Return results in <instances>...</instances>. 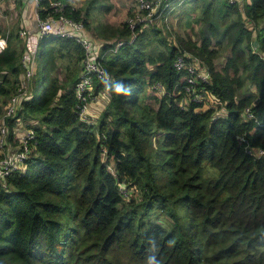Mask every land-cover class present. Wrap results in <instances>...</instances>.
<instances>
[{
  "label": "trees",
  "instance_id": "1",
  "mask_svg": "<svg viewBox=\"0 0 264 264\" xmlns=\"http://www.w3.org/2000/svg\"><path fill=\"white\" fill-rule=\"evenodd\" d=\"M52 1L41 0L40 18L58 15ZM58 1L106 41L98 56L111 78L95 82L106 97L96 124L81 120L75 85L84 46L42 36L30 93L7 120L10 135L17 122L35 138L26 170L0 181V264H146L151 239L160 264H264V158L240 140L264 148V0H172L156 15L184 5L191 30L169 31L174 39L155 21L91 27L99 0L81 8ZM7 37L0 117L24 72L20 34ZM181 56L206 68L199 89L219 98V118L217 108L182 102ZM157 82L164 94L152 89ZM246 108L256 120H243Z\"/></svg>",
  "mask_w": 264,
  "mask_h": 264
},
{
  "label": "built area",
  "instance_id": "2",
  "mask_svg": "<svg viewBox=\"0 0 264 264\" xmlns=\"http://www.w3.org/2000/svg\"><path fill=\"white\" fill-rule=\"evenodd\" d=\"M184 1L185 0H179L178 4H182ZM232 1L241 2V0ZM34 2L37 9L38 28L42 36L51 33L58 36L75 38L84 46L85 56L81 65L80 78L75 85V93L78 99L75 111L81 120L93 123L92 118L90 117V105L102 95V93L100 95L95 94V82L96 80H109L111 75L102 64L101 59L98 56L99 54L94 51L93 43L87 35L83 33L84 23L82 21L71 19L64 14V3L58 0L52 1V6L58 15H49L47 18L42 19L39 16L41 0H34ZM133 3L134 4L131 8L132 15L126 19V22L131 29H135L141 24L147 25L153 23L158 17L156 14L159 11L162 13L168 8H173L172 0H133ZM162 6L163 11L160 10ZM58 23L61 26H57ZM66 25H69L72 30H66ZM26 34L25 31L21 32L23 37H25ZM7 41V35L0 34V53L6 49L8 44ZM123 44L124 41L122 40L117 43V47L122 46ZM37 56L38 50L34 45L30 46L27 53H23L22 64L24 72L21 75L16 92L9 99L4 108V113L0 117V181H3L6 176L13 172L25 171L27 168V161L33 153V146L30 147V144L35 138L34 128H27L24 123L17 124L16 122L13 135H10L7 120L10 117L13 118L16 116L15 114L16 111H18L21 100L24 97H27L28 93H30L32 78L38 67ZM186 56L179 57L175 63L178 69H184L187 71L184 84L186 95L182 102L192 101L203 104L202 107H198V110L200 111H206L209 108H217L214 118H219L222 112L218 109L221 105L219 98L203 89H199L200 81H209L207 71H202L198 61H195V63H187L184 59ZM152 89L159 94H164L165 92V87L161 82L154 84ZM243 120H256L255 114L251 108H246L244 110ZM11 137L12 139H10ZM240 140L242 143L246 144L245 149L248 154L256 159L264 158V148L251 146L244 136L240 137ZM123 194H125V192H123Z\"/></svg>",
  "mask_w": 264,
  "mask_h": 264
},
{
  "label": "crops",
  "instance_id": "3",
  "mask_svg": "<svg viewBox=\"0 0 264 264\" xmlns=\"http://www.w3.org/2000/svg\"><path fill=\"white\" fill-rule=\"evenodd\" d=\"M70 1L76 8L84 7L82 3H79V0H70ZM133 4H134L133 0H131L130 8H132ZM181 7L184 8V5H182ZM128 11L129 9L127 10V13H129ZM13 14H16V19L14 16H12ZM168 15H167V19L169 20ZM183 20H186L187 23V17L185 16V14H183L181 18L179 17L176 18L177 25H179V23L181 24L178 28L179 30L183 29L182 32L189 30V28H187L186 23H184ZM246 22L249 26L254 25V23L247 18H246ZM88 23L91 25V27L92 25H94L95 27H97L96 25H98L91 18L88 19ZM155 23L162 28H166L168 31L175 30V28L172 29L171 26H173V24L170 22V20L169 23H167L165 18L163 17L162 18L158 17L157 19H155ZM106 24L113 26V24L110 23H106ZM117 25H120V23H116L114 26ZM57 26H61V25L58 23ZM0 29L3 35L8 36L11 33H14L16 35L18 33L20 34V37L25 47L23 52L24 54L29 51L31 45H34L35 48L38 50L42 35L38 28L37 9L34 0H2V1L0 0ZM65 29L72 30V28L69 25H66ZM22 31H25L27 33L25 37L21 35ZM83 33L87 35V37L93 43L94 51L99 54L103 46V43H105L106 41L94 36L92 34V31L89 30L85 24H84ZM201 69L204 72L206 71V68L202 66ZM149 91L151 90L149 89ZM103 100H106L104 94H102L100 98H98V100H96L90 105V117L92 118V121H94V124L97 122L95 119L99 117L102 113Z\"/></svg>",
  "mask_w": 264,
  "mask_h": 264
},
{
  "label": "rangeland",
  "instance_id": "4",
  "mask_svg": "<svg viewBox=\"0 0 264 264\" xmlns=\"http://www.w3.org/2000/svg\"><path fill=\"white\" fill-rule=\"evenodd\" d=\"M2 1V0H1ZM84 1V2H83ZM91 0H79V3H82L83 6H87L90 4ZM99 3L102 4L101 6V13H97L99 8L97 9H93L92 12L95 14L94 18L96 21H94L96 24H100V23H110L113 24V26L116 23H124L126 21V19L129 17V13H130V6H131V0H99ZM91 5V4H90ZM129 7V8H128ZM129 9V13H127V10ZM185 13L184 8L183 7H178L176 8L172 13H170L168 15V18L170 20V22L173 24L172 29L175 28V30L173 32L175 33H179L182 32L183 29L179 30V26L181 25L179 23V25H177V21L176 18L179 17L181 18V16ZM12 16L15 17L16 19V14H13ZM93 18V19H94ZM162 18V17H161ZM163 18H165L166 22L169 23V20L167 19V15H164ZM181 20V19H180ZM184 23H186V20H183ZM159 28L160 27L158 24H156ZM165 30V28H163ZM189 31V30H187ZM191 31V30H190ZM189 31V32H190ZM169 32V31H168ZM171 32V31H170ZM169 33H166V35L169 36V38L174 39L173 34L171 35ZM170 34V35H169ZM227 54V53H225ZM224 62V57L221 59L217 60V64L218 66H222ZM44 90V85L41 88V92ZM149 89L147 90V95H149ZM150 94H153L152 92H150ZM96 124V123H95ZM112 166V165H111ZM123 192H125V196H136L139 197L138 192L132 188L129 190H125L124 188H122ZM182 212L184 213V208L181 209Z\"/></svg>",
  "mask_w": 264,
  "mask_h": 264
},
{
  "label": "clouds",
  "instance_id": "5",
  "mask_svg": "<svg viewBox=\"0 0 264 264\" xmlns=\"http://www.w3.org/2000/svg\"><path fill=\"white\" fill-rule=\"evenodd\" d=\"M116 92L117 93H123L126 92L125 88L123 87V85H116ZM128 94H130V91L128 92ZM171 243V242H169ZM150 252L152 253L151 255L148 256L146 264H160V261L157 259V256L155 255V253H157L159 251L157 242L155 239H151L150 240Z\"/></svg>",
  "mask_w": 264,
  "mask_h": 264
}]
</instances>
